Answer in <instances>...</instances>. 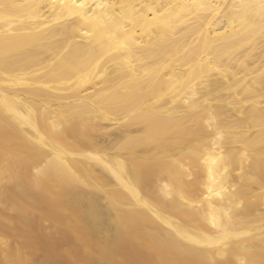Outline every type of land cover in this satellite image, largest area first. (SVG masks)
Returning <instances> with one entry per match:
<instances>
[{"label": "bare ground", "instance_id": "6f19581e", "mask_svg": "<svg viewBox=\"0 0 264 264\" xmlns=\"http://www.w3.org/2000/svg\"><path fill=\"white\" fill-rule=\"evenodd\" d=\"M0 264H264V0H0Z\"/></svg>", "mask_w": 264, "mask_h": 264}]
</instances>
